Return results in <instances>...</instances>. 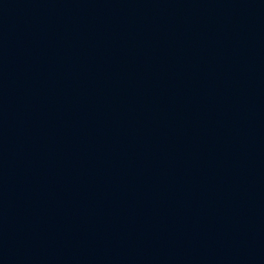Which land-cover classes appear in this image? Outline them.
Wrapping results in <instances>:
<instances>
[{
	"label": "water",
	"instance_id": "obj_1",
	"mask_svg": "<svg viewBox=\"0 0 264 264\" xmlns=\"http://www.w3.org/2000/svg\"><path fill=\"white\" fill-rule=\"evenodd\" d=\"M0 264H264V0H0Z\"/></svg>",
	"mask_w": 264,
	"mask_h": 264
}]
</instances>
